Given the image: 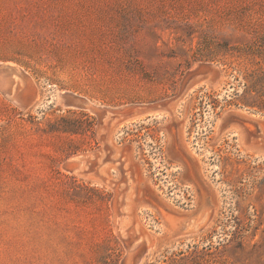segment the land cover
<instances>
[{"label":"rangeland","instance_id":"obj_1","mask_svg":"<svg viewBox=\"0 0 264 264\" xmlns=\"http://www.w3.org/2000/svg\"><path fill=\"white\" fill-rule=\"evenodd\" d=\"M0 264H264V0H0Z\"/></svg>","mask_w":264,"mask_h":264},{"label":"trees","instance_id":"obj_2","mask_svg":"<svg viewBox=\"0 0 264 264\" xmlns=\"http://www.w3.org/2000/svg\"><path fill=\"white\" fill-rule=\"evenodd\" d=\"M72 121V122H71ZM91 121L88 119V122ZM86 123V121L81 119H65L63 118L61 120V123L58 124L59 126L55 128L53 127V131H62L65 133H71V134H78L80 131L81 133L86 132H92L93 131V122H89L87 127L85 129L83 128V124Z\"/></svg>","mask_w":264,"mask_h":264},{"label":"water","instance_id":"obj_3","mask_svg":"<svg viewBox=\"0 0 264 264\" xmlns=\"http://www.w3.org/2000/svg\"><path fill=\"white\" fill-rule=\"evenodd\" d=\"M116 153L117 152L115 150H112V152L110 153V157L115 156ZM105 157H106L105 154L102 153L101 156L99 157L100 161L104 160Z\"/></svg>","mask_w":264,"mask_h":264}]
</instances>
